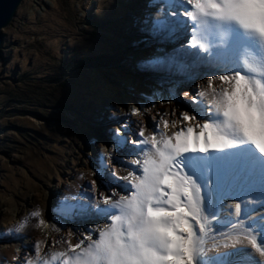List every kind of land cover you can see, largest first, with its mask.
Here are the masks:
<instances>
[{
    "label": "snow or ice",
    "instance_id": "6c2138e0",
    "mask_svg": "<svg viewBox=\"0 0 264 264\" xmlns=\"http://www.w3.org/2000/svg\"><path fill=\"white\" fill-rule=\"evenodd\" d=\"M157 3L161 7L143 20L141 30L152 36L190 35L175 51L193 64L228 74L208 77L194 95L184 92L192 114L182 111L180 121L170 122L164 112L159 120L151 117L149 135L140 121L134 130L123 124V133L113 131L115 146L135 153L128 163L137 167L120 176L99 153L100 185L89 181L83 195L71 197L80 203L65 204L64 213L69 219L94 216L108 223L85 233L69 230L68 250L52 259L64 258L63 264H264V0H152ZM153 57L142 67L168 72L187 67L174 55ZM130 111L144 115L135 106ZM177 123L185 126L171 135L164 131ZM106 184L126 194L112 187L105 194ZM30 216L37 228L47 226L39 209ZM4 232L20 234L11 229L0 235ZM73 235L83 238L73 245ZM42 246L47 242L34 241L35 260L25 258L24 264H40ZM212 250L216 254L209 255Z\"/></svg>",
    "mask_w": 264,
    "mask_h": 264
},
{
    "label": "rangeland",
    "instance_id": "374dc122",
    "mask_svg": "<svg viewBox=\"0 0 264 264\" xmlns=\"http://www.w3.org/2000/svg\"><path fill=\"white\" fill-rule=\"evenodd\" d=\"M138 2L148 5V0H23L2 30L0 232L19 229L20 234L4 232L0 247L41 233L47 246H42L40 264H61V258L52 256L68 248L69 237L62 235L69 231L62 190L76 169L83 167L82 176L90 175L100 185L97 156L102 148L116 145L112 133L121 130L116 126L120 120L133 117V106L142 109L165 95L179 97L173 108L188 107L183 93L194 77L190 60L183 57V72L142 67L145 41L161 35L152 36L141 30L143 24H135L143 23L142 8L134 13ZM163 35L154 52L161 58L170 56L167 46L190 38L177 34L172 41ZM174 54L178 59L179 53ZM171 74L178 76L171 79ZM36 209L46 227L35 226L30 213ZM75 225L72 231L83 233L84 226ZM77 237L71 236V242ZM6 254L0 249V264Z\"/></svg>",
    "mask_w": 264,
    "mask_h": 264
},
{
    "label": "bare ground",
    "instance_id": "6f19581e",
    "mask_svg": "<svg viewBox=\"0 0 264 264\" xmlns=\"http://www.w3.org/2000/svg\"><path fill=\"white\" fill-rule=\"evenodd\" d=\"M143 6H144L143 3L141 4V2H138L137 6L135 7L136 11L134 12L135 14H138V13H140V11H139L140 8H142L141 9V11L143 10L142 13H141L142 18L140 19L142 22H143V20L148 19L149 16L156 15L158 8L161 7V5L159 3H157L155 6H153L152 5V0H148V5H147L148 7L145 5V7L143 8ZM188 7H191V6H188ZM165 11L167 12L168 9H165ZM172 11H177V9H172ZM179 11L182 12L183 9H180ZM172 19H175V17H172ZM135 24L139 25V24H143V23H135ZM163 36L164 35L161 34V36L158 37L157 41L153 40L152 38H151L152 40L147 38V40L145 41L143 50H142V55H143L142 58L145 59V58L153 57V53L155 52V48L159 44H161L159 40L161 38H163ZM173 37H175V36H173ZM178 37L180 38L181 35H179ZM164 38H165V36H164ZM188 42H189V40L181 38L180 42L178 41V43H176L174 46H167L169 48L168 49V54L169 55H173V53L176 52L175 50L180 49L182 45H187ZM162 44H166V42L162 43ZM193 51H194V49H193ZM168 54L165 51V56H168ZM174 56H176V55L174 54ZM187 59L190 60L189 58H187ZM177 60L179 62L183 61V55L181 53H179V57H178ZM189 62L192 65L191 68L194 70V72H193L194 77L190 78L191 83L190 84L187 83L189 85H186L187 92L190 95H194L195 94V92L192 89H196V91H197L198 89L204 88L206 86V80H207L208 77L228 74V73H226L224 71L209 70L206 66L193 64L191 61H189ZM205 73H207V76L205 75ZM166 75H168V74L166 73ZM177 76H178V74H171L170 78L171 79H176L175 77H177ZM167 81H169V80H167ZM188 81H189V79H188ZM174 82H178V81H174ZM219 83H220L219 81H215L214 82V86H218ZM176 86L178 87V89L181 88V84L180 83L176 84ZM159 92L164 94L165 91L159 90ZM163 96H164V98H161V96H159V98L157 100L153 101L151 104L146 105V107L142 108L141 111L144 113V115L127 117V118H125L123 120H120L119 123L116 124V126H119L121 128V131L124 132V128L122 127V125L123 124H127L130 129L134 130L135 127H136L135 122L140 121L146 126V135H149V134H151V131L153 130L154 122H152V124L150 123V125H149L148 124L149 121H148L147 117L151 118V117L155 116L156 119L159 120L160 117H159L158 113L167 112L168 115L166 117H164V118L168 119L171 122L173 120L180 121L181 120V112L182 111H189V114L190 115L192 114L190 109H189V107H186V108L174 107L173 108L172 102L171 103L168 102L170 97H167L165 95H163ZM186 98L188 99V97H186ZM144 102H146V101H144ZM173 109H175V115L174 116L172 114L173 113ZM135 117L137 119L133 120ZM197 119L199 120V117H197ZM186 123H189V122H185V124ZM201 123H202V121H201ZM185 124L177 123V126L175 128L171 127V124H170L169 128L164 130V131L168 135H171L174 131L179 130L180 127L185 126ZM161 129L163 130V125L162 124H161ZM198 130L199 129H197V131ZM129 139L134 141V140H137L138 137L135 136V135H130ZM127 147H134V146L133 145H128ZM101 151H103L106 154L105 155V160L107 161L108 166H110L111 169L113 168V166H115L114 167V171L116 173H118V175H120V176L127 175L129 171H131V170H133L134 168L137 167L135 165H132L133 168H130V167L127 166L128 165L127 159L131 160V159H134V158H137V157H136L135 153L125 152V146H123V145L120 146V147L113 146V147H108V148H102ZM97 161L99 163L98 156H97ZM82 168L83 167L77 168L76 172L74 174H72L71 178L70 179L68 178L69 179L68 182H67L68 184H66L64 186V190H62V191H64V195H63V198H62V201H63L62 203H64L63 205L80 203L79 199H71V197H80L81 195H83L84 194V190L87 187L89 181L96 180V179H93L92 176H90V175L89 176H84V175L82 176V174H83V173H81L82 172V170H81ZM119 183L120 184H124V183H126V181L121 180V181H119ZM97 185L99 186L98 182H97ZM114 185H116V184H114ZM114 189L118 193L126 194V193H123L122 190L119 187H115ZM102 190L105 192V194H108L107 187H104ZM97 195H98V193H97ZM83 203L86 204L87 200H84ZM62 212H64V211H62ZM67 219L68 220L65 222V225L67 224V226L69 227V230H72V228L74 227V224L76 223L75 226H77V227L84 226L83 229H82L83 233H85L89 228H92V227H95V226H101L102 227V226H104L105 224L108 223V221L106 219H100V218L94 217V216H85V217L77 216L74 219H69V218H67ZM79 221H81V223ZM66 233H68V231L67 232L65 231V233H63L62 235H64V234L67 235ZM32 235H31V238H29L27 236L22 237V239H19V242L7 241L6 243H4L3 246L0 247V249H5L6 253H7L6 254V259H5V264H23L25 258H29L30 257V255L32 254V250H33L32 247H31L33 242L43 239V236H41V233H38V234L35 233V234H32ZM59 235H61V234H59ZM81 238H83V237L82 236L81 237H77V239L75 241L71 242V243L73 245H75L76 243H78L79 239H81ZM93 239H95L94 235H93ZM52 241H55V238H53ZM86 243H87V241H86ZM17 248H18V250H17ZM67 250H68V248H65V249L61 250L60 252L67 251ZM63 259L64 258H61V260H60L61 264H63Z\"/></svg>",
    "mask_w": 264,
    "mask_h": 264
},
{
    "label": "water",
    "instance_id": "95a60500",
    "mask_svg": "<svg viewBox=\"0 0 264 264\" xmlns=\"http://www.w3.org/2000/svg\"><path fill=\"white\" fill-rule=\"evenodd\" d=\"M22 1L23 0H0V63L3 60L2 43L4 34L2 30L12 22Z\"/></svg>",
    "mask_w": 264,
    "mask_h": 264
}]
</instances>
